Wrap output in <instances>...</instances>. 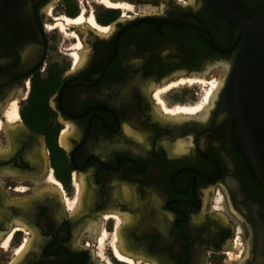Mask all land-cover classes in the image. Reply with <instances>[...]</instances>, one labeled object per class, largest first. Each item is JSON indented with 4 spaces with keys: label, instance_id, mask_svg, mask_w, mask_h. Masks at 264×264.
Here are the masks:
<instances>
[{
    "label": "flooded vegetation",
    "instance_id": "obj_1",
    "mask_svg": "<svg viewBox=\"0 0 264 264\" xmlns=\"http://www.w3.org/2000/svg\"><path fill=\"white\" fill-rule=\"evenodd\" d=\"M111 1L136 6L143 0ZM101 2L100 10L82 3L84 16L91 12L100 28L86 20L68 28L74 32L68 40L48 31L58 29L62 13L76 17L81 4L6 2V31L0 20V74L6 70V81L0 80V264H130L113 252L117 229L120 251L136 264H264V190L224 137L207 136L223 84L205 114L181 119L154 97L161 88L164 105L176 107L183 100L170 89L178 84L166 86L205 75L217 59L232 62L236 52L217 51L202 31L169 21L196 16L223 51L231 46L228 24L205 0H163L139 12ZM241 2L247 12L264 6V0ZM39 29L47 40L42 62L28 76L10 73L24 58L35 59ZM27 31L29 41L13 34ZM16 98L18 118L8 122L5 112ZM78 190L82 205L75 208ZM221 193L250 234L246 256L235 222L216 217Z\"/></svg>",
    "mask_w": 264,
    "mask_h": 264
},
{
    "label": "water",
    "instance_id": "obj_2",
    "mask_svg": "<svg viewBox=\"0 0 264 264\" xmlns=\"http://www.w3.org/2000/svg\"><path fill=\"white\" fill-rule=\"evenodd\" d=\"M7 1L32 4L36 0H0V20L5 31ZM205 1L212 13L229 26L231 46L228 50L223 51L216 45L210 31L194 15L183 14L169 23L202 31L208 45L217 51L224 53L236 48L222 82L220 104L207 136L224 137L227 146L238 153L253 179L264 190V6L247 12L241 0ZM19 9L23 11V8ZM36 33L41 47L35 59L24 58L10 73L28 76L34 64L42 62L47 40L42 29ZM13 34L17 40L24 36L26 41L30 40L28 31ZM28 43L26 47H29ZM26 50L29 51V48ZM210 67L208 65L207 70ZM0 80L6 81V70L1 72Z\"/></svg>",
    "mask_w": 264,
    "mask_h": 264
},
{
    "label": "rangeland",
    "instance_id": "obj_3",
    "mask_svg": "<svg viewBox=\"0 0 264 264\" xmlns=\"http://www.w3.org/2000/svg\"><path fill=\"white\" fill-rule=\"evenodd\" d=\"M87 1H89V3L96 10H100V9L104 8L103 5H102L103 3L101 2V0H68L69 3H73L77 7H78V4H81L79 12L77 13V16H79V13H82V15L84 17V22L81 25L78 26L76 24H71L70 26H75L76 25V27H81V26H84V25L87 24L86 23L87 18L84 16V11H85L84 5L86 6V2ZM121 2L129 4L128 6H124V8L123 7L122 8H118L121 11L123 10V12L124 11L126 12L127 10H132L133 9L134 11L139 12L140 10H153L159 5L160 2H163V0H158V1L157 0H143V1H139L138 4H136V6H134L132 3H129V2H126V1H121ZM91 14L92 13L90 12V15ZM61 16L62 17L57 18V20H56L57 24H58V22H64V20H65L64 17L68 16V15H64L62 13ZM68 17H71V16H68ZM49 25H51V24H49ZM51 26H53V25H51ZM70 26H67L65 31L60 30L59 26L55 27V28H58V29L47 28V30L55 29V31H53V32L52 31H48V35L56 36L60 40H68V36H72L73 35V33L68 30V28ZM229 65H230V62L228 60L217 59L216 60V64L215 63L212 64L211 68L203 76H204V78L207 81H209L210 79H216L217 81L218 80H222V79H224V77L226 76V74L228 72ZM207 86L209 87V84L207 82L205 84H200V85H199V83H194V84L184 83V84H178L177 86L172 87L170 90L171 91H175V93L178 94V95H181V98H182L183 101H182V103H178L177 102L176 103L177 105H196V104H198V102L200 103V102L203 101V97L205 95V92L208 89ZM170 90H167V91H170ZM167 91H165V92H167ZM18 104H19V102H18ZM206 105L209 106V104H207V103H206ZM203 111H204V109L201 112H199V113H203ZM194 114H196V113H194ZM219 198L220 199L217 200V201H220V202H217V204H215L216 206H219L218 207L219 208L218 213H216V214L221 215L225 220L226 219H230V220L232 219L233 220L232 222H235V226L238 227L239 234L242 237H244L243 239L239 240L241 242V246L239 248V251L243 252L242 253L243 256H246V254H248V249L251 246L250 242H249L250 234L249 233H247V235L245 234L246 233L244 231L245 228L240 223L241 221L237 220V218L234 217L233 214L230 212V209H229L230 206H229L228 199L225 196V194L221 193ZM102 235L104 236V233ZM103 236L99 240L101 250H102ZM112 241H113V239H112ZM255 242L257 244V240H255ZM226 249H228V247ZM239 251L238 250L237 251L234 250L233 252L236 253V254H240ZM253 254H255V253H253ZM228 255L232 256V253L230 251H228ZM235 258H237V257H235ZM107 260L108 261H107L106 264H111V263L114 264L113 262L109 261V259H107Z\"/></svg>",
    "mask_w": 264,
    "mask_h": 264
},
{
    "label": "bare ground",
    "instance_id": "obj_4",
    "mask_svg": "<svg viewBox=\"0 0 264 264\" xmlns=\"http://www.w3.org/2000/svg\"><path fill=\"white\" fill-rule=\"evenodd\" d=\"M102 1L105 2V3L111 4V5H117L119 8L127 6V4L122 3V2H113L111 0H102ZM64 18H65L64 22H58V24L56 23L59 26L60 30H62V31H65L67 26H70L71 24H76V25L79 26V25H81L84 22V17L82 15V13H79V16H76V17H73V18L72 17H68V16H65ZM87 21L89 22V24L100 28V24H98L94 20V17H93L92 14L89 16ZM72 33H74V32H72ZM77 45L81 46L80 40L78 41ZM74 55H76V54H74ZM206 82L209 84V87L207 86L208 89L205 92V95L203 97V101L200 102V103L198 102V104H196V105H177L176 107L169 109V108H167L164 105V102L162 101L161 97H159L158 93L160 92L161 88H158L156 90V92L154 93V97H155L158 105L160 107H162L165 111H167V113H169L170 115L171 114H175V116L180 117V119H181L182 117H185V115L189 116L190 114H194V113L197 114V113L201 112L203 109H205V111H207L208 110V106L206 105V103L209 104L210 101L212 100V98L215 97V94H216V92H217V90L219 88V85H221L222 82H221V80L217 81L216 79H210L209 81H207L204 78V76L193 75V76L181 77L180 79L174 80L168 86H166V89H167L170 86H175V85H177L179 83H189V84L199 83V85H200V84H205ZM7 108L8 109L6 110V113H5L6 120L8 122H13V121L17 120V118H18V99L17 98L13 99L9 103ZM183 114H185V115L182 116ZM162 118H164V117H162ZM165 120H166V118H165ZM174 149H176V147ZM41 151H42V149H41ZM81 190H78V192H77V196L75 198L76 202L74 204L75 208H78L80 205H82V192H81ZM74 205H73V203H71V204L69 203L70 207L74 206ZM216 217L217 218H221L222 219V221L220 220L221 222H226V220L221 215L216 214ZM117 221H118V216H117ZM117 230L115 231V234H114V237H113V241H112L113 252H114L115 256L118 259L124 260L125 262H128L130 264H136V262H135V260L133 258L129 257L128 255L123 254L120 251L121 245L119 246V242L121 240H120V236L118 237V235H117ZM7 242H8V238H6L3 241V245H6ZM25 244L26 243H24V245ZM120 244H122V243H120ZM20 248H21V246L19 248H17L18 250H16L17 251V255L19 254V252H21L22 248L21 249ZM145 264H150V263L149 262H145Z\"/></svg>",
    "mask_w": 264,
    "mask_h": 264
}]
</instances>
